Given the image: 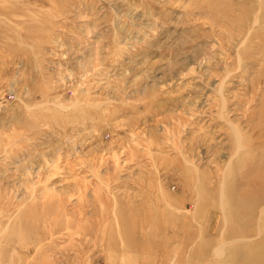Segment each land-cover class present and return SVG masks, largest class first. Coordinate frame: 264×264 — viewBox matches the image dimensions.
Here are the masks:
<instances>
[{"label":"rangeland","instance_id":"rangeland-1","mask_svg":"<svg viewBox=\"0 0 264 264\" xmlns=\"http://www.w3.org/2000/svg\"><path fill=\"white\" fill-rule=\"evenodd\" d=\"M264 0H0V264H264Z\"/></svg>","mask_w":264,"mask_h":264},{"label":"bare ground","instance_id":"bare-ground-1","mask_svg":"<svg viewBox=\"0 0 264 264\" xmlns=\"http://www.w3.org/2000/svg\"><path fill=\"white\" fill-rule=\"evenodd\" d=\"M264 185V182H261Z\"/></svg>","mask_w":264,"mask_h":264}]
</instances>
